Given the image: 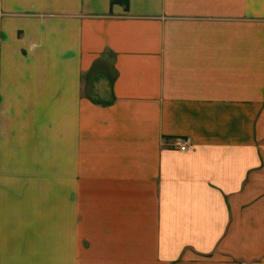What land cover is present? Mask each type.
<instances>
[{
	"label": "crops",
	"instance_id": "crops-1",
	"mask_svg": "<svg viewBox=\"0 0 264 264\" xmlns=\"http://www.w3.org/2000/svg\"><path fill=\"white\" fill-rule=\"evenodd\" d=\"M0 113L4 179L44 171L68 234L264 264V0H0Z\"/></svg>",
	"mask_w": 264,
	"mask_h": 264
},
{
	"label": "rangeland",
	"instance_id": "rangeland-1",
	"mask_svg": "<svg viewBox=\"0 0 264 264\" xmlns=\"http://www.w3.org/2000/svg\"><path fill=\"white\" fill-rule=\"evenodd\" d=\"M3 131L0 120V264H130V243L116 232L121 227L74 226L67 233L64 195L58 185L38 176L44 171L32 175L26 163V176H18L13 164L14 173L4 179ZM40 146L47 154V137ZM47 168L48 163L42 164Z\"/></svg>",
	"mask_w": 264,
	"mask_h": 264
},
{
	"label": "built area",
	"instance_id": "built-area-1",
	"mask_svg": "<svg viewBox=\"0 0 264 264\" xmlns=\"http://www.w3.org/2000/svg\"><path fill=\"white\" fill-rule=\"evenodd\" d=\"M176 146L179 148L180 151H186L188 148V143L183 140H178L176 142Z\"/></svg>",
	"mask_w": 264,
	"mask_h": 264
}]
</instances>
